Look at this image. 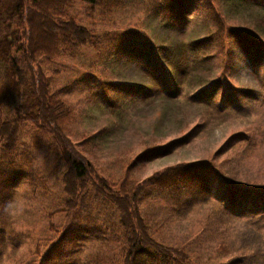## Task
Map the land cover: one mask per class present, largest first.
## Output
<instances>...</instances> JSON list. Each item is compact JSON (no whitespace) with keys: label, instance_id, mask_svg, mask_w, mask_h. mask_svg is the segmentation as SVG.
<instances>
[{"label":"trees","instance_id":"obj_1","mask_svg":"<svg viewBox=\"0 0 264 264\" xmlns=\"http://www.w3.org/2000/svg\"><path fill=\"white\" fill-rule=\"evenodd\" d=\"M138 1L141 2L138 6L143 4V9L146 3L147 12H155L156 15L159 13L158 18L174 28L191 19L188 15L196 2L0 0V176L6 171L14 173L8 182L0 180V221L4 203H9L15 198L22 179H29L33 175L29 167H36L38 161L42 164L49 161V169L38 167L32 178L38 181L34 191L52 199L45 201L47 223L44 227L55 229L59 236L62 233V225H65L68 219L71 224L69 229L51 244L47 254L49 256L43 257V263L52 264L53 260L61 262L65 258L73 259L75 256L77 261L85 264L81 262V258L86 254L84 246L87 242L103 245L102 248H93L88 254L90 264H101L106 258L104 244L108 245V259L111 264H225L222 260L227 258V264L257 263L263 255L259 249L260 245L255 258L251 259L250 257H254L249 251L251 249H248L251 243L237 242H245L242 236L248 225H257L264 219V190L257 191L255 188L258 184L255 181L241 179L249 185L254 184L252 188L243 187L245 191L223 183L218 177L222 166L211 164L213 159L180 163L141 181L127 177L115 180L111 176H105L87 155L88 146L99 136L108 135L110 131L106 130L107 127L84 137L81 142L74 141L70 135L69 126L75 121L76 112L66 99L55 93L52 82L55 77L49 75L53 71L50 67L58 60L77 59L81 55V48L89 46L98 50L100 56L97 57L101 59L104 56L101 46L108 39L107 33L100 31V36L95 35L81 23L78 16L79 7L83 5V16L96 20V25L108 26L116 20L119 12ZM143 1L146 2L142 3ZM226 2L230 7H238V0ZM216 23L220 27L224 25L218 16ZM235 29L237 27L230 26L228 32L236 31ZM223 31L224 28H221L220 32ZM116 34L113 39L114 47L110 52L117 56L122 50L120 45L123 33L120 31ZM136 38L140 41H129L133 56H141L145 54V50L150 55H158L154 56L156 60L153 59L158 75L149 77V80H152L150 84L147 83L148 79L146 82L141 81L140 83L144 84L140 86L128 83L134 76L126 73L132 71H120L123 75L118 77L120 81L101 83V99L106 103L108 113L114 117L115 123L125 121L124 113L130 106L136 105L137 102L147 103L158 99L159 95H165L168 100L177 103L187 96V102L192 106L201 107L206 117L192 127L185 128V132L181 129V135L174 140L147 143L136 161L138 158L152 155L156 158L165 157L171 154L173 149L189 145L209 124H221L222 115L227 109L231 112H241L242 102H249L247 99L264 102L262 94L256 92L261 96L257 98L253 96L256 95L254 90L245 88L235 94L230 89L224 95L222 84L228 83V79L222 74L216 75L215 69L209 77H205L208 69L215 66L209 62L211 56L208 54L197 56L200 50L207 49L205 44L196 43L197 41L177 44L171 39L158 43L155 37H150L149 40L139 33ZM181 53L184 54L183 57L178 58ZM254 57L255 53L250 58L260 67L259 60ZM261 59L264 62V56ZM218 67L220 69V65ZM193 72H196L193 80L188 82V76ZM6 83L14 84L18 90L2 89V84ZM229 86L233 87L232 84ZM105 88L111 90L113 98ZM246 92L250 95L245 94ZM118 96L124 101H119ZM115 101H119L120 110ZM233 101L238 103V108L233 105ZM158 123L159 121L155 123L156 128ZM262 128L264 129V123L251 128L247 137L232 136L226 143L233 145L239 139V142L247 144V149L261 147L260 151L264 152V135H257ZM43 151H46L48 161L40 160L38 154ZM132 165L129 164L127 169ZM237 165L243 170L239 161ZM44 173L46 175H42ZM217 180L225 191L224 195L221 194L224 197L219 199L221 210L206 212L207 215L191 228L198 230L192 233L191 238L205 239L207 233L211 232L212 225L223 227L214 235L218 240L216 248L219 254L204 262L201 255H198L199 251L189 249L188 242H192L191 238L187 242L172 243L169 238L162 236L160 240V237L156 236L159 227L153 230L145 215L148 204L146 191L150 188L161 190L159 196L162 200L165 195L169 196L172 204L168 212L173 220L178 222L179 219L188 217L206 206L213 190L204 186ZM249 205L251 207H248ZM226 214H234V226H230L231 221L225 218L228 216ZM62 217L66 219L64 223L60 221ZM236 220L243 222L239 230ZM4 231L0 226V237ZM189 236L190 234L187 239ZM229 237L230 239L226 240ZM18 247L19 245L14 246L15 249ZM75 247L78 249L74 250Z\"/></svg>","mask_w":264,"mask_h":264},{"label":"rangeland","instance_id":"obj_2","mask_svg":"<svg viewBox=\"0 0 264 264\" xmlns=\"http://www.w3.org/2000/svg\"><path fill=\"white\" fill-rule=\"evenodd\" d=\"M139 3L141 2L128 5L127 9L119 12L116 20L109 23L108 26L96 25V20L83 16V10H85L83 5L79 7L78 16L81 23L95 35L100 36V31L103 34L107 33L108 39L101 46L104 54L101 59L97 57L100 56L98 50L89 46L81 48V55L77 59L58 60L50 67L53 71L49 75L55 77L52 79L55 93L66 99L76 112L75 121L69 126L72 139L81 142L84 137L107 127L106 130L110 131L108 135L99 136L92 145L88 146L87 155L105 176H111L115 180L127 177L131 180L141 181L156 172L180 163L213 159L214 161L210 163L222 166L219 174L227 176L232 187H254V184L249 185V183L241 181V179H245L255 181L258 184L255 188L257 191L264 190V152L260 151L261 147L247 149V144L239 142V139L233 145L226 143L232 136L244 135L247 137V132L251 131V128L264 123V102L259 103L253 99H247L246 101L249 102H242L241 112L236 113L235 110L231 112L227 109L222 115L223 122L221 124H209L200 136L193 139L189 145L173 149L172 153L165 157L156 158L155 155H152L138 158L136 161L137 156L145 150L147 143L156 144L157 141L174 140L181 135V129L185 132V128L192 127L202 118L206 119L203 114L204 110L199 106L189 104L187 96L177 103L171 99L168 100L165 95H159L158 99L147 103L137 102L136 105L130 106L124 113L125 121L115 123L114 117L108 113L106 103L101 99L100 88L101 83L120 81L121 79L118 77L123 76L120 71H132V73H126L134 76L128 83L140 86L144 84L140 83L141 81L146 82L150 76L158 75L153 62V59L156 60L154 56L158 55H150L145 50V54L133 56L129 41H140L136 38L139 33L149 40L150 37H155L158 43L171 39L177 44L194 41L205 44L207 49L200 50L201 52L197 56L208 54L211 56L209 62L215 65L213 69H208V74L205 77H209L215 69L216 75L222 74L228 79V83L223 82L222 84L224 95L230 89L235 94L245 88L264 96V64L259 67L250 58V56H254V53L258 56L257 58L264 56V0H238V7H230L226 0H196L195 5L193 4L194 8L188 15V18L191 19H187L178 28L165 24L158 18L159 13L156 15L155 12H147L145 10L146 3L143 9V4L138 6ZM136 6L138 7L135 8ZM217 16L224 22L222 27L216 23ZM230 26L239 28L240 33L237 31L228 32ZM221 28H224L223 32H220ZM120 31L123 33V41L120 45L122 50L116 56L110 50L114 47L113 39L117 36L116 32ZM213 32L215 33L211 35ZM237 34L239 35L237 36ZM201 39L203 40L199 42L198 40ZM200 53L203 54L199 55ZM183 55L181 53L178 58ZM218 65H220V69ZM195 73L188 76V82L193 80L192 77ZM151 81L149 80L147 83L150 84ZM230 84L233 87L229 88ZM1 88L18 90L14 84L9 83L2 84ZM107 91L108 95L113 98L111 90L107 89ZM257 93L253 96L260 98L261 96ZM245 94L250 95L247 92ZM118 100L124 101L119 96ZM119 101H115V104L120 110ZM233 105L238 108L237 102L233 101ZM158 121L159 131L155 127V123ZM260 133L264 135L263 128L257 132V135L259 136ZM258 142L261 143V140ZM233 146L234 148H231ZM227 150L228 153H226ZM38 156L43 162L48 161L46 160V151L41 152ZM238 161L243 170L239 169ZM228 163L231 164L228 165ZM129 164L133 165L127 169ZM38 167L48 170L50 162L42 164L41 161H38L36 167H29L33 175L29 179H22L16 191L14 199H23L27 204L24 216L13 222L5 212L8 203H4L0 226L5 231L0 237V244L3 245L0 246V264H49L43 263V257L49 256L47 254L51 244L70 227L71 221L68 219L67 223L62 225V233L59 236L55 229L50 227L45 229L44 225L47 223L45 201H52V199L33 189L38 183L36 178L32 179L37 173ZM13 175L14 173L11 171H6L0 176V180L8 182ZM210 184L204 186V188L211 187L213 190V195L209 197L206 206L188 217L179 219L178 222H175L168 212L172 204L169 196L165 195V199L162 200L159 196L161 190L150 188L146 191L148 204L145 215L153 230L159 227L156 236H159L160 240L163 236V238H169L172 243L187 242L192 237V233L198 231L197 228L191 230L192 225H195L199 219H203L207 215L206 212L221 210L219 199L225 194L223 186L219 180L212 181ZM261 200L262 198H260ZM108 214L110 216V213ZM234 214H226L228 216L225 218L231 221L230 226H234L232 219ZM65 220V217L60 219L61 223H64ZM236 222L239 223L237 230L241 229L243 222L238 220ZM14 223L17 225L16 227L13 226ZM222 228L212 225L211 232L207 233L205 239L191 238L192 242H188L189 249L199 251L198 255H201L204 262L210 257H215L219 252L216 248L218 240L214 235ZM245 230L247 231L243 232L242 236V240L244 239L245 242L241 240L237 242L251 243L248 245V249H251L249 251L254 255V257H250L251 259L255 258L258 245H260L259 249L263 255L261 260L254 264H264V219L257 225H248ZM188 234L190 236L187 239ZM229 239L230 237L226 238V240ZM16 245L19 247L15 249ZM102 247L101 244L87 242L84 246L86 254L83 259L81 258V262L90 264L88 254L93 248ZM77 249L78 247H75L74 250ZM104 250L106 258L101 264H107V262L111 264L108 259L110 251L107 244H104ZM222 263H229V258L222 260ZM52 264L81 263L74 256L73 259L65 258L61 262L53 260Z\"/></svg>","mask_w":264,"mask_h":264},{"label":"clouds","instance_id":"obj_3","mask_svg":"<svg viewBox=\"0 0 264 264\" xmlns=\"http://www.w3.org/2000/svg\"><path fill=\"white\" fill-rule=\"evenodd\" d=\"M26 208V202L23 199L16 198L7 204L5 212L13 222H16L24 216ZM13 226L16 227L17 225L14 223Z\"/></svg>","mask_w":264,"mask_h":264}]
</instances>
